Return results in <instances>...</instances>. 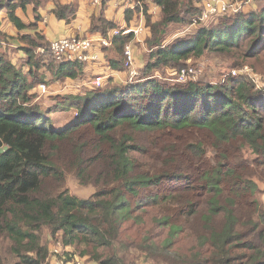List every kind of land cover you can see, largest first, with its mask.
Masks as SVG:
<instances>
[{"label":"trees","instance_id":"obj_1","mask_svg":"<svg viewBox=\"0 0 264 264\" xmlns=\"http://www.w3.org/2000/svg\"><path fill=\"white\" fill-rule=\"evenodd\" d=\"M134 2L128 19L143 13L152 61L137 81L110 79L83 95L57 96L56 110L75 111L67 126L32 91L47 81L45 71L77 77L83 64L57 61L37 23L17 14L31 4L38 13L39 0H0V48L10 36L8 18L27 56L17 66L0 52V149L7 147L0 153V264H49L46 238L56 236L74 248L65 252L67 262L80 255L93 264H264L257 198L264 184V89L231 74L223 83H182L158 73L165 67L177 76L190 58L213 53L264 75V52L254 49L264 44V0L258 10L219 18L167 46L169 25L192 23L203 0ZM150 2L161 8L160 21H153ZM76 12V3L53 9L67 23ZM99 22L104 36L115 27ZM133 36L115 38L123 61ZM69 176L95 192L73 195Z\"/></svg>","mask_w":264,"mask_h":264},{"label":"crops","instance_id":"obj_2","mask_svg":"<svg viewBox=\"0 0 264 264\" xmlns=\"http://www.w3.org/2000/svg\"><path fill=\"white\" fill-rule=\"evenodd\" d=\"M43 1L44 3L48 4V6H42ZM59 2L62 4L76 3V17L71 23H67L64 19H59L53 13L56 3ZM40 3L41 5L38 8V13L34 11L35 7L33 4H31L28 5L25 10L21 8L18 9L17 14L26 24L37 23L38 30L42 32L48 42L51 43L52 41L59 38L69 36L95 37L97 35H101V32L98 29L103 27L100 25L101 22L98 23V21L100 18H104V20L111 21L115 24L113 29L141 26L142 31L140 35L137 37L133 36L129 41L132 42L136 54L135 68L141 73V69L145 66V64H147L149 61H152V50L148 49L145 43V39L150 35V30L145 26L146 22L144 15L141 12H136L133 13L132 17L128 19L129 12L127 11H130L132 8L127 6V2L125 0H42ZM157 9L159 10L157 11ZM25 11H27L29 14H33V17L30 18V22L25 21L22 16V12ZM157 12L159 14H156ZM149 13L152 15L153 21H160L162 19L161 8L152 2L149 4ZM181 24L182 23H171L169 25L163 45H175L176 42L181 38L194 36L204 26H207L208 23L196 26L191 25L186 29H180ZM13 29L15 32H17L14 26L8 21V30L5 28L4 30L11 35L13 33ZM23 33L30 34L32 31L27 30ZM115 38L116 37L113 38V42L110 47H102L97 44L91 50V53L96 54L98 59L94 62L83 64V67L78 71L77 74V84H75V87L73 85H69L68 91H73L76 93V90H71V88L74 87L80 90L77 93L81 92L82 94H86L87 90L90 91L89 89L93 88L91 81L98 75H102L105 78L103 86L107 85L110 82V79H113V84L118 82L126 83L130 81L128 70L123 68V53L119 52L120 44L119 42H115ZM140 47L142 48V52L145 50L143 55L144 59L143 56L141 57L139 51ZM20 48L21 47L19 46L18 49L20 50ZM137 52H139V54H137ZM143 61L144 63H142Z\"/></svg>","mask_w":264,"mask_h":264},{"label":"rangeland","instance_id":"obj_3","mask_svg":"<svg viewBox=\"0 0 264 264\" xmlns=\"http://www.w3.org/2000/svg\"><path fill=\"white\" fill-rule=\"evenodd\" d=\"M42 0H40L41 2ZM243 4V12H249L251 10H258L262 6L263 0H241ZM48 6V4L44 3L42 6ZM159 9H157L158 11ZM156 14H159L158 12ZM236 12L228 13L225 14L222 17L219 18H225L226 16L230 15H235ZM6 11L3 10L0 13L1 16H5ZM33 14H29L27 11L22 12V16L25 21L30 22V18H32ZM219 18H215L211 20L207 25L208 26H214L215 22L218 21ZM8 18H5L3 20V27L8 30ZM193 25L192 23H185L183 22L180 25V29H186L189 28V26ZM200 25V24H195ZM11 26V25H10ZM188 26V27H186ZM14 30V29H13ZM12 30V34L6 39V41L2 42V46L0 48L1 53H5L7 58L13 60L14 63L17 64V66H22L23 63H25L27 56L26 54L19 50V46H23L22 44L24 43L23 41L20 40L19 36L17 35V32L15 30ZM264 43V42H263ZM261 43V44H263ZM261 49L264 52V44L260 45L259 47H254V49ZM142 48L140 47L139 51L141 54V57L144 55L145 50L142 52ZM37 51V49H36ZM38 52V51H37ZM42 54L45 52L44 50H41ZM46 55L45 57H48V52H45ZM139 54V52H137ZM136 56V54H135ZM144 59V56H143ZM144 63V61L142 62ZM186 66H189L196 70V75L194 77H191L189 81H198L200 79H203L206 82H214V83H223L225 79H227V76L229 74L236 76V77H246L248 80L254 85H256V88H262L264 89V75L260 72V69H256L255 67H252L251 64H247L244 67L237 68L233 67L229 62L223 60L221 57L212 54H207L206 57L202 58H190L189 60L184 63ZM135 65H136V57H135ZM47 67L41 68L42 70H47ZM160 69L158 73L164 74L165 72L169 75L168 78L170 77H177L175 75V70L171 68H165ZM46 72V82H40V84H45V90L40 87V84L33 89L32 93L34 94V101L38 102L43 106L44 108H47L46 110H51V116L58 121V123H66V119L71 118L72 120L74 119V112L73 110L66 109V110H56V98L61 95H66V96H73V95H83L80 90L75 87V84H77V77H70L66 79H56L55 77H52V74L49 71ZM49 72V73H48ZM233 72H236L234 75ZM139 76H140V71H139ZM139 76L135 78L134 80L130 81H137ZM29 78V76L27 75ZM129 78H131L129 76ZM172 79V78H171ZM173 80V79H172ZM177 80V79H176ZM69 85H73L74 87L71 88V90H76L77 94L74 93L73 91H68ZM67 88V89H66ZM94 88V87H93ZM92 90V89H89ZM88 91V90H87ZM86 91V93H87ZM89 92V91H88ZM64 102V100H62ZM65 103V102H64ZM65 108H69L68 105H65ZM68 117V118H67ZM67 124V123H66ZM72 124L68 123V125ZM67 186L70 190V192L78 196L80 198H89L91 195L95 192V188L92 185H82L79 183V181L73 177L69 176L67 179ZM261 186V191L260 193L257 194V198L260 201V204L262 207H264V184L260 183ZM46 243L49 246L50 249V258H49V264H93L92 261L88 259V256H80V255H75V257L72 258L71 261L67 262L66 258L68 259L69 254H66L65 252L72 251L74 248L71 246L67 247H62L61 241L59 240V237L56 236L55 238H46Z\"/></svg>","mask_w":264,"mask_h":264},{"label":"built area","instance_id":"obj_4","mask_svg":"<svg viewBox=\"0 0 264 264\" xmlns=\"http://www.w3.org/2000/svg\"><path fill=\"white\" fill-rule=\"evenodd\" d=\"M98 1V0H95ZM128 7H134V0H125ZM241 0H203L201 14L194 18L192 24H207L215 18L224 16L232 12H240L243 9ZM142 31L141 26L125 27L113 29L109 35H97L95 37H63L54 40L50 43L49 50L57 61H66L73 63L85 64L94 62L98 59L96 54L91 53V50L99 44L102 47H110L113 38L121 35L134 34L139 36ZM124 67L129 72L131 80L139 76V71L135 68V50L132 42H128L124 48ZM176 73V72H175ZM234 75L236 72H233ZM196 75V70L187 66L177 72L178 82H187ZM104 76L98 75L92 81V87H101L104 83ZM45 90V84H40Z\"/></svg>","mask_w":264,"mask_h":264},{"label":"water","instance_id":"obj_5","mask_svg":"<svg viewBox=\"0 0 264 264\" xmlns=\"http://www.w3.org/2000/svg\"><path fill=\"white\" fill-rule=\"evenodd\" d=\"M6 149H7V147L0 149V153L3 152Z\"/></svg>","mask_w":264,"mask_h":264}]
</instances>
